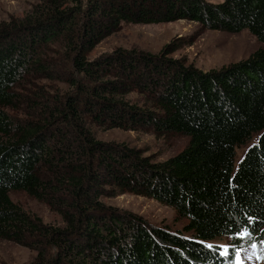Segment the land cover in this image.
I'll list each match as a JSON object with an SVG mask.
<instances>
[{
	"label": "trees",
	"instance_id": "16d2710c",
	"mask_svg": "<svg viewBox=\"0 0 264 264\" xmlns=\"http://www.w3.org/2000/svg\"><path fill=\"white\" fill-rule=\"evenodd\" d=\"M174 20L245 29L260 45L207 71L168 56L188 43L181 38L158 53L116 48L85 58L121 23ZM61 63L71 93L25 85L55 78ZM132 91L141 106L124 99ZM19 105L25 118L5 110ZM92 126L188 140L151 162L96 140ZM15 190L46 203L62 226L22 210L8 197ZM124 192L172 208L184 224L172 231L99 201ZM239 233L246 242L264 235V0H31L21 18L0 22V238L34 249L28 264H234ZM219 237L234 250L222 254L210 242Z\"/></svg>",
	"mask_w": 264,
	"mask_h": 264
},
{
	"label": "rangeland",
	"instance_id": "374dc122",
	"mask_svg": "<svg viewBox=\"0 0 264 264\" xmlns=\"http://www.w3.org/2000/svg\"><path fill=\"white\" fill-rule=\"evenodd\" d=\"M31 0H0V22L21 18L29 9ZM218 2L221 0H206ZM181 38L188 40L187 44L168 54L170 57H183L185 63H191L201 71L216 69L228 63L245 58L260 44L245 29L237 33H227L215 30H201L193 21L174 20L156 24L121 23L118 30L102 38L85 53L86 59H92L103 53H110L116 48L126 50L158 53L170 40ZM50 49L53 45H49ZM53 57L50 54L48 58ZM67 66L58 64L55 78L44 79L30 77L25 85H37L42 88L49 87L50 94H62L72 92L65 80ZM51 69V68H50ZM48 89V88H47ZM28 93V91H18ZM124 99L138 106L142 105L144 98L135 91L129 92ZM7 113L16 118H25L27 112L21 105L13 109L6 108ZM91 128V127H90ZM92 134L96 140L113 144H124L135 149L140 156L147 157L151 162L162 161L181 150L187 143V136L173 132L157 133L149 127H137L134 129L99 128L92 126ZM259 133L251 135L249 141L235 148L234 160L239 158L246 146L254 142ZM235 165V162H234ZM9 199L17 204L28 214L35 215L45 224L62 226L60 216L50 207L39 200L27 195L24 191L15 190L8 192ZM104 205L116 207L121 211L133 213L148 224L165 226L170 230H180L184 219L178 218L174 210L162 205L151 198L128 192L115 196L99 197ZM237 247L230 243L229 237H219L211 240L216 244L222 254L231 252L235 248V264H264V235H254L256 241L248 239L246 235L239 233ZM251 237V238H253ZM210 244V243H209ZM36 251L32 248L17 244L11 240L0 238V264H28L34 259Z\"/></svg>",
	"mask_w": 264,
	"mask_h": 264
}]
</instances>
